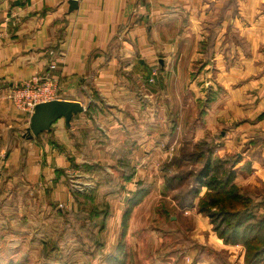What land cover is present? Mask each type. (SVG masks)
Here are the masks:
<instances>
[{"label":"crops","instance_id":"0c3cea01","mask_svg":"<svg viewBox=\"0 0 264 264\" xmlns=\"http://www.w3.org/2000/svg\"><path fill=\"white\" fill-rule=\"evenodd\" d=\"M76 2L71 9L69 0H0V201L5 208L12 206L18 217L35 202H41L39 216L51 214L55 204L61 214L59 204L75 209L65 176L78 162L92 168L105 162L116 170L115 163L126 158L137 175L122 180L124 189L133 190L155 151L175 149L180 141L194 143L206 132L221 133L213 141L219 154L238 157L234 181L239 186H264V0ZM50 63L56 67L49 70ZM47 70L58 82V97L77 99L86 109L69 127L60 118L27 139L22 133L30 114L6 93ZM189 119L192 126L186 129ZM155 137L164 138L165 146ZM256 201L263 202V210L264 192ZM203 224L200 243L225 249L232 263L245 264L241 244L224 243ZM19 233L27 238L26 230ZM26 242L29 252L39 253L41 241ZM204 261L196 264H208Z\"/></svg>","mask_w":264,"mask_h":264},{"label":"rangeland","instance_id":"374dc122","mask_svg":"<svg viewBox=\"0 0 264 264\" xmlns=\"http://www.w3.org/2000/svg\"><path fill=\"white\" fill-rule=\"evenodd\" d=\"M206 103L207 100L204 104L200 103V107ZM195 114L198 115V112L195 111ZM191 126L192 121L189 119L185 127L189 129ZM206 133L204 137L210 136L213 141L221 137L219 131L217 136ZM23 140L27 144L28 141ZM154 140L163 147L166 144L162 137H155ZM17 143L26 147L23 142ZM192 144L180 141L175 149L155 151L149 168H143L141 175L138 174V181L132 184L133 190L124 189L123 176L117 172L121 170L137 175V170L131 168L124 157L115 163L116 170L105 162L93 165V168L80 162L73 163L65 180L77 207L71 209L59 204L60 209L65 211L63 214H57L59 209L51 207V214L39 216L41 202H35L32 210L23 211L24 217H18L12 206L7 209L6 203L0 201V264H196L204 260L208 264H234L225 249H213L199 242V236L205 232L204 220L210 226V231L217 235L207 216L198 212L199 199L194 201L195 205L187 203L182 206L183 195L192 188L194 180L189 174L197 171L202 162H194L187 156L176 165L174 158L180 157L182 151H194ZM197 145L198 148H204L205 144L202 142ZM12 146L8 142V147ZM213 151L214 155L221 158L229 157L230 154V157L234 156L232 153L219 154L216 147H213ZM178 175L185 177L180 178ZM116 181L122 185V195L119 199L111 200L110 197L116 193L108 192L117 186ZM98 184L99 190L96 192ZM140 188H145L146 193L130 204L127 198L130 199L132 191ZM242 189L254 195L264 192L263 185ZM13 192L20 194L17 190ZM205 193L206 189L202 188L201 198ZM85 195L90 197L85 198ZM199 214L203 221L199 220ZM23 230H26L27 238L19 233ZM29 239L32 244L41 241L39 253L29 252L26 242ZM44 239L46 244L42 243ZM20 241L25 244H20Z\"/></svg>","mask_w":264,"mask_h":264},{"label":"trees","instance_id":"16d2710c","mask_svg":"<svg viewBox=\"0 0 264 264\" xmlns=\"http://www.w3.org/2000/svg\"><path fill=\"white\" fill-rule=\"evenodd\" d=\"M210 33L212 36V30ZM211 43L212 38L205 43L207 52ZM22 134L26 137L25 130ZM202 142L205 144L204 148H198L197 143ZM197 143L192 144L194 151L190 153L182 151L180 157L174 158L176 165L180 160L184 161L187 156H190L189 159H194V162H202L197 171L189 174L194 180L192 188L183 195L182 206H186L187 203L195 205L194 201L199 199L197 210L207 216L218 237L226 244H242L245 248V264H264V209H260L263 202L261 204L257 202L256 195L242 189L234 181L236 176L234 167L238 157L221 158L214 155L213 138L210 136L202 138ZM121 172L123 178H129L133 173ZM115 183L117 186L109 189L108 193H118L121 190L122 185L118 184V181ZM202 188L206 189V193L201 198ZM144 193H146L145 188L133 191L132 197L128 199L130 204L135 203ZM42 241L46 244L45 239Z\"/></svg>","mask_w":264,"mask_h":264},{"label":"water","instance_id":"95a60500","mask_svg":"<svg viewBox=\"0 0 264 264\" xmlns=\"http://www.w3.org/2000/svg\"><path fill=\"white\" fill-rule=\"evenodd\" d=\"M70 8L77 6L76 0H69ZM86 107L77 99L52 98L37 103L29 118V125L25 133L31 139L44 131L50 130L52 124L63 118L66 126L71 125L73 117L83 112Z\"/></svg>","mask_w":264,"mask_h":264},{"label":"built area","instance_id":"2783aa9c","mask_svg":"<svg viewBox=\"0 0 264 264\" xmlns=\"http://www.w3.org/2000/svg\"><path fill=\"white\" fill-rule=\"evenodd\" d=\"M56 64L50 63L49 70ZM47 70L9 88L6 97L19 109L31 114L34 106L42 101L58 98L59 85Z\"/></svg>","mask_w":264,"mask_h":264}]
</instances>
